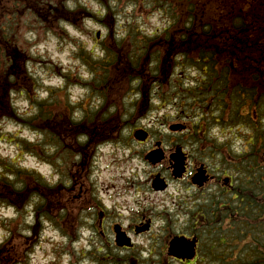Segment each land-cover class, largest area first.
<instances>
[{"label":"rangeland","instance_id":"obj_1","mask_svg":"<svg viewBox=\"0 0 264 264\" xmlns=\"http://www.w3.org/2000/svg\"><path fill=\"white\" fill-rule=\"evenodd\" d=\"M62 2L67 10L64 14L69 15V19L45 24L26 12L11 25L13 31H20V46L23 47L25 57L20 73L15 72L12 77L18 80L16 92H12L18 112L16 116L5 117L0 121V172L8 175L11 180L18 179V185L14 183V186L23 188V192L19 195L12 193L6 196L5 201H0V264H19L23 253L28 251L24 248L31 243L40 245L31 256L33 264H101V252H95L94 247L96 242L100 245L101 240H62L51 228L49 219L61 203L59 197L65 194L59 190L60 187H82V184L101 187V198L106 204L114 202V197L108 199L107 196L114 192V187H130L129 190L144 187L146 193L141 198L142 203L171 199L168 192L153 194L149 190L153 179L151 174L156 168L148 164L145 156L158 140H163V146L167 148L174 146L172 140L189 144L187 133H173L168 128L174 122L193 123L197 119L195 115H186L180 101L186 97L187 87L193 84L195 78L199 79V73L196 70L186 72L179 67V76H172L177 63L173 54L165 58V47L158 46L151 51L152 55L156 53L157 61L155 57L148 58L145 76L143 74L141 77L143 68L131 71L137 74L133 78L135 88L128 94L125 90L127 66H123L120 60H130L134 50L128 40L120 46L115 38L126 37L127 31L133 28L148 34L157 31L160 35L177 29L169 23L170 13L161 7L163 4H155L152 0ZM97 33H101L100 38H97ZM109 50L114 54H109ZM90 54L93 59L87 58ZM170 58L172 61H169ZM88 60H93L95 65L89 66ZM102 60L108 61V65H100L99 61ZM105 67L109 71L110 80L103 87L102 78L95 72ZM156 69L157 74L151 77ZM144 84L150 87L152 99L149 103L141 104L139 89L142 90ZM49 88H53V94ZM99 92L101 108L106 103L114 106L110 114L108 108L101 109V159L98 157L93 160L91 156L97 150V145L93 143L99 139L96 134L99 118L85 117L88 112L91 116L98 115V112H92L98 111ZM50 95L53 96V103L48 122L44 124L46 117L45 120H36L38 101ZM164 99L168 101L164 102ZM107 115L117 116V121L115 118L110 120ZM258 116L254 117V123L263 129L264 118ZM93 127L96 129L93 130ZM106 128H109L107 132ZM139 128L150 131L152 139L147 143H139L134 137ZM249 132L248 124L243 125L241 130L234 129L231 132L213 123L206 135L210 140L217 137L219 141H228L237 151H246L249 149ZM83 135L90 137L82 144L84 148L77 141ZM79 151L84 156L79 157ZM220 160L221 157L218 158ZM18 167L29 173L22 170L18 178L10 176L11 169L16 170ZM77 168L80 173L76 172ZM158 169L164 171L165 166ZM72 173L80 179L76 184ZM36 176H39V180H36ZM169 194L183 197L184 191L174 185ZM39 197L42 198L41 202ZM115 199L128 205L134 204L130 195ZM35 203L41 207L35 206ZM155 206L161 209L158 204ZM162 222L156 220L153 230L155 239L150 242L151 245L158 242L160 246L163 242L165 231ZM178 222L177 230L185 223L182 214ZM6 237H9L7 243ZM208 239L203 240V245H207ZM125 255L131 253L114 252L112 263L130 264L131 258L123 260ZM134 256L140 264H146L144 260L151 257L148 254L140 257L138 253ZM158 257L157 250L150 261H157ZM216 259H212L213 264ZM105 261L104 264H109V259Z\"/></svg>","mask_w":264,"mask_h":264},{"label":"trees","instance_id":"obj_2","mask_svg":"<svg viewBox=\"0 0 264 264\" xmlns=\"http://www.w3.org/2000/svg\"><path fill=\"white\" fill-rule=\"evenodd\" d=\"M152 2L163 4L161 7L170 13L169 23L177 29L160 35L157 31L148 34L133 28L127 31L126 37L115 38L120 46L128 40L134 50L130 60H120V63L127 66L126 74L132 81L137 76L136 69L143 68L142 75H146L147 58L155 57L157 61L156 53L152 55L151 51L165 47V58L173 54L184 71L199 73V79L195 78L187 87L186 97L180 101L187 115L201 116L208 128L213 121L230 131L241 130L248 124L249 152L231 150L236 160L237 187L232 204L224 209L223 215L233 213V227L227 228L225 220L217 222V263L214 264H264V128L254 123L256 115L264 118V0ZM65 11L62 0H0V119L17 114L9 100V91L17 86L18 80L12 77L15 72L20 73L25 57L20 46L22 36L20 31L12 30V24L26 12L45 24L69 19ZM68 13L71 14L69 10ZM108 53L114 54L111 50ZM87 56L93 59L91 54ZM99 62L100 65L109 63ZM87 64L93 66L95 62L88 60ZM157 72L158 69L154 70L151 77ZM95 73L102 78L103 87L107 85L110 80L107 68ZM52 97L38 103L36 120L50 116ZM96 116L99 113L91 116L88 112L85 118ZM213 143L216 152L223 151L224 144L217 139ZM22 170L25 171L20 167L11 169L10 176L18 178ZM14 183L18 185L19 180H11L0 172V200L23 192Z\"/></svg>","mask_w":264,"mask_h":264},{"label":"flooded vegetation","instance_id":"obj_3","mask_svg":"<svg viewBox=\"0 0 264 264\" xmlns=\"http://www.w3.org/2000/svg\"><path fill=\"white\" fill-rule=\"evenodd\" d=\"M144 94L147 95L145 91ZM99 99L98 127L101 138V92ZM197 124L198 122L188 123L187 128L181 131H171V124L169 125L168 130L170 132L177 134L187 133L189 144L184 145L180 140L178 142L172 140L174 146L167 148L163 146V140H155V144L150 148L152 150L160 143L159 146L164 150L165 159L163 163L158 165L151 175L155 176L160 173L166 182L159 186L160 188L164 187V189H156L150 184L149 190L153 194H165L168 192L167 195L171 199L162 198L158 203L152 200L149 203H145V201L142 203L141 198L146 193L144 187H133L132 190H129L130 187H114V192L107 195L108 199H113L114 197V202L106 204L103 203V199L101 198V187H89L85 184H82V187H76V185L74 187H60L59 190L65 192L62 197H59L61 198V203L64 204L58 205L54 216L50 218L51 228L58 233L59 238L62 240H101L100 245L97 242L94 245L95 252H101V264H104L106 259H109V264H113L111 259L115 256L113 257L112 255L114 252L120 251L131 253V255H125L123 258L124 261L131 258L130 264H137V262L140 264L139 259L134 256L136 253L140 257L144 254L151 256L144 260L147 262L146 264L198 263L200 261V252L203 247L205 233L210 232V247L212 251H214V245H216V222L211 221L209 214L216 213L215 208L218 204L230 205L236 184L233 176V160L230 154L226 153L223 155L217 153L212 143H209V146L204 143L206 127H203L200 133L201 144H194L192 139H195L193 133L196 131L195 126ZM151 139L152 136L149 131L147 140L138 142L147 143ZM177 148H182L185 151L189 148L186 151V171L180 179L174 178L170 169L173 163L172 154L175 153ZM219 157H221L220 161H218ZM99 159H101V140ZM161 166H165L164 171L158 169ZM200 169L203 171L205 182L202 185L194 184L192 181L193 175ZM76 172L80 173V170L77 168ZM71 175L76 184L80 179L76 177L75 173ZM174 185H177V187L184 191L183 197L169 194L170 188L174 187ZM128 191L130 192L127 193ZM125 195H130L133 198V206L122 202V200L118 202L115 199ZM155 204H158L161 209L156 207ZM174 205L175 208L173 209ZM181 214L185 223L177 230L176 227L179 226L178 221L181 218ZM156 220L163 221L162 226H164L163 231H165V234L160 246L155 241V244H153L158 250V260L150 261L156 252L150 248V242L155 239L153 230ZM118 234H126L130 238V245H120L117 241ZM185 235L189 238L196 237L198 239L197 256L192 261H186L169 255L172 239ZM8 240H6V243ZM37 247V243H31L28 247L24 248L28 249L27 253L25 251L21 257L24 264H33L31 256L35 254ZM204 249L206 251L205 247ZM93 255L96 254L94 253ZM117 258L122 260L119 257Z\"/></svg>","mask_w":264,"mask_h":264},{"label":"water","instance_id":"obj_4","mask_svg":"<svg viewBox=\"0 0 264 264\" xmlns=\"http://www.w3.org/2000/svg\"><path fill=\"white\" fill-rule=\"evenodd\" d=\"M100 33H98L99 35ZM182 126H177V125H173L172 126V129H178V128H181ZM136 136L140 139H145L147 137V133L142 131V130H138L136 132ZM179 150V149H178ZM183 154H181L179 152V154L177 155L179 158L175 159L176 160V164H175V167H176V170L179 172V174L184 171L183 169V166H182V163H183ZM152 156H153V159H152ZM147 157H149L151 159V161H153L154 163L155 162H160L162 160V155H161V152L159 150H156V151H152L150 152ZM197 177H200V173L197 174ZM162 180L157 177L156 178V181L155 183H159L161 182ZM195 182H198L197 179H195ZM179 239L183 240V238H177L175 240H173L172 244H171V254H174V255H177L178 257H185V258H192L194 256V253H195V246L190 244L188 245V243L186 242L185 244L183 245H178V241Z\"/></svg>","mask_w":264,"mask_h":264},{"label":"bare ground","instance_id":"obj_5","mask_svg":"<svg viewBox=\"0 0 264 264\" xmlns=\"http://www.w3.org/2000/svg\"><path fill=\"white\" fill-rule=\"evenodd\" d=\"M152 159H153V156H152ZM145 160L148 162V164L149 165H151L152 167H157V163L158 162H153V161H151V159L149 158V157H145ZM170 169H171V172H172V175H173V177L174 178H178V179H180V178H182L183 177V174H179V172L173 167V166H171L170 167ZM195 179H197L198 180V182L199 181H203L204 180V178H202V177H197V178H192V181H195ZM224 205H221V204H218L217 206H216V213H210L209 214V218L211 219V221H215L216 223L217 222H221V221H223V220H225V221H229V220H233V213H227L225 216L223 215V213H224ZM43 220L44 221H47V219L44 217L43 218ZM216 230H217V225H216ZM150 248L152 249V250H154V251H157V248L155 247V246H153V245H150Z\"/></svg>","mask_w":264,"mask_h":264},{"label":"snow or ice","instance_id":"obj_6","mask_svg":"<svg viewBox=\"0 0 264 264\" xmlns=\"http://www.w3.org/2000/svg\"><path fill=\"white\" fill-rule=\"evenodd\" d=\"M77 115H79V114H77Z\"/></svg>","mask_w":264,"mask_h":264}]
</instances>
